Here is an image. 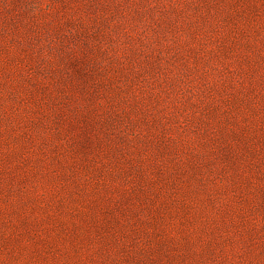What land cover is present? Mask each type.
Wrapping results in <instances>:
<instances>
[{"label": "rangeland", "instance_id": "374dc122", "mask_svg": "<svg viewBox=\"0 0 264 264\" xmlns=\"http://www.w3.org/2000/svg\"><path fill=\"white\" fill-rule=\"evenodd\" d=\"M0 264H264V0H0Z\"/></svg>", "mask_w": 264, "mask_h": 264}]
</instances>
